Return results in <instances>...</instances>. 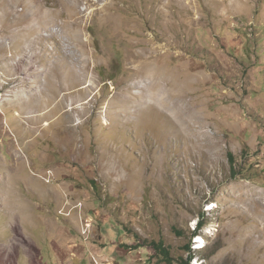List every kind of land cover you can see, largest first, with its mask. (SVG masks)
<instances>
[{
    "label": "rangeland",
    "instance_id": "1",
    "mask_svg": "<svg viewBox=\"0 0 264 264\" xmlns=\"http://www.w3.org/2000/svg\"><path fill=\"white\" fill-rule=\"evenodd\" d=\"M32 1L68 96L33 122L0 51V264H264V0Z\"/></svg>",
    "mask_w": 264,
    "mask_h": 264
},
{
    "label": "bare ground",
    "instance_id": "2",
    "mask_svg": "<svg viewBox=\"0 0 264 264\" xmlns=\"http://www.w3.org/2000/svg\"><path fill=\"white\" fill-rule=\"evenodd\" d=\"M8 3H9V6L11 7V10L9 12L11 13V15H13L12 21L14 22L16 28L8 32L7 30L3 31L2 29H0V51L3 53L1 57L2 62L7 61L8 64L14 65L12 66V71L10 72V75L14 76V78L11 79L12 82L14 83V86L12 85L14 87L13 88L14 97L13 99H7V100L11 104V107L13 105H18L20 103H23L27 100L24 97V93H28L30 95L29 98L38 97V100H35L33 98L36 101V106L44 105L43 102H41L42 101L41 96H44V97L48 96L49 98H52L51 99L52 102L54 100H57L56 103H54L55 105L53 106L52 109L45 111L41 114H36L34 116L28 117L33 122L35 121L39 122L46 116L50 117L52 113L55 112V110H62L66 104V102L64 103L62 100H65V98L68 96V94H65L64 98L62 99L59 98V93H60L59 87L60 86L57 89H51L52 87L51 81H50L51 78H50V74L48 73L49 71L47 69V65L45 61L46 56L45 57L41 56V60L39 62L35 61L38 58L37 48H36L37 43L47 40L50 37V34H43V31L48 29L47 26H49L51 21L49 20V18L46 19L48 11H45V10L41 11V10L34 9V6H33L34 3L32 0H10ZM20 5L23 7V9L19 8ZM16 9H17V12L14 14ZM13 45L15 47L16 45H18V47L22 51L21 53L23 54L20 53L19 56H16L14 53V56H12L11 58H7L6 50L13 47ZM80 45L81 43L79 44V46ZM21 63H23L25 72L22 73L23 76L21 75V77L18 76V78H16L17 76L16 69H17V66H20L19 64ZM79 65L82 70H85V71L87 70V63H85L84 59L82 62H80ZM71 68H74V65H72ZM140 69L141 70L144 69V64L140 67ZM68 76L72 78L75 77V75L70 71L68 72ZM81 80H86V78L80 79V81ZM78 81L76 82L78 83ZM86 86L90 87V85H86ZM36 87H39V89H36ZM50 90H52L51 93L49 92ZM84 96H85L84 94H78L77 96H73L72 102H77L79 100H82V97ZM89 103H91V101H89L88 103H85V105L88 106ZM32 106H33V102H32ZM35 109H36L35 106L31 107V110H30L31 112H28V113L36 112ZM71 110L74 111V108H70V111ZM64 114L65 113H63L62 115ZM68 117L70 119V115ZM46 125L51 126L52 123L46 122ZM12 214L15 216H18L19 212L12 213Z\"/></svg>",
    "mask_w": 264,
    "mask_h": 264
},
{
    "label": "trees",
    "instance_id": "3",
    "mask_svg": "<svg viewBox=\"0 0 264 264\" xmlns=\"http://www.w3.org/2000/svg\"><path fill=\"white\" fill-rule=\"evenodd\" d=\"M207 224L206 222V218L205 216L201 217L199 219V224H198V229L195 230L192 234L193 237L198 236L200 233V230ZM140 245H149L151 246L155 253L157 255H159L160 257H162V259H164L166 262H168L169 264H173V259L171 258V252L170 250L165 246V243L162 241H151V242H143V244ZM187 250L189 252V256H188V260H187V264H190L191 260L195 257V255L197 254L195 250H193L192 248V244H188L187 246Z\"/></svg>",
    "mask_w": 264,
    "mask_h": 264
}]
</instances>
